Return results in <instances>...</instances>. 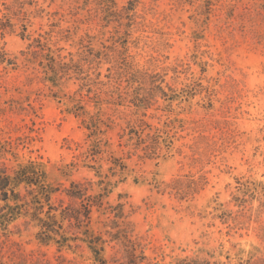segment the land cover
I'll return each instance as SVG.
<instances>
[{
    "label": "rangeland",
    "instance_id": "obj_1",
    "mask_svg": "<svg viewBox=\"0 0 264 264\" xmlns=\"http://www.w3.org/2000/svg\"><path fill=\"white\" fill-rule=\"evenodd\" d=\"M110 1L0 0V51L18 64H0V137L18 153L0 162L41 160L65 187L74 180L88 194L106 192L92 226L119 237L105 251L116 264L126 260L124 235L142 264H264V0ZM87 35L95 48L114 42L115 55L143 71L145 108L130 101L134 90L120 103L110 85L87 92L73 78L53 86L37 62L25 64L34 37L75 54ZM139 119L145 136L168 131L170 153L162 142L152 155L134 148L128 132ZM16 224L15 233L0 232L1 260L91 264L84 245L63 250L62 260L54 245L36 242L35 227Z\"/></svg>",
    "mask_w": 264,
    "mask_h": 264
},
{
    "label": "trees",
    "instance_id": "obj_2",
    "mask_svg": "<svg viewBox=\"0 0 264 264\" xmlns=\"http://www.w3.org/2000/svg\"><path fill=\"white\" fill-rule=\"evenodd\" d=\"M110 2L114 3L113 0ZM134 7V4L129 2V6L124 9L126 12H130ZM129 15L127 17L132 22L126 23L128 28L133 23L134 13ZM4 27L0 26V29ZM125 34L129 35L130 31L126 30ZM21 35L23 38L25 37L24 33ZM92 39L93 36L89 35H87L86 42L82 39L75 54L69 51L66 54H61L59 51L57 52L58 49L55 50L47 46L40 37H34L23 52L27 57L25 64L37 62L44 72L45 79L50 81L53 86L63 79L73 78L80 80L79 88H85L87 92H90L92 88L102 89L104 86L110 85L111 88L106 93L110 96L117 94L120 103L124 101L131 90H134L130 101L133 103L138 101L141 104L135 105H142L145 108L148 104L147 99L144 98L146 96H140L137 91L142 84L143 71L135 67L129 60V55H125L123 51L115 55L114 42L112 45L103 43L101 47L95 48ZM103 63H108L107 72L104 75L100 71ZM0 64H3L5 69L18 67L16 61L9 58L5 50L0 51ZM102 76L105 79H102ZM156 87L163 96H167L160 85ZM109 101L110 99H106V102ZM139 121L128 132L131 139H136L133 142L134 148L141 149L147 155H152L158 153L156 152L157 149H160L158 145L162 142L165 149L164 155L170 153L172 146L167 142L172 143V141L168 131L156 127L152 133L149 131L145 136V121L142 119ZM16 147L12 139L0 137V159L6 157V154H11L17 160ZM88 152L92 157L99 153L94 148H90ZM61 175H68L67 166H65V170L61 171ZM105 189L102 187L101 191ZM87 190L88 188L78 181L72 180L70 185L65 187L61 182L51 180L49 172L41 160L28 158L24 161H17L13 167H8L5 163L0 162V232L5 236L15 233L16 222L22 220L24 224L35 227L36 242L40 246L54 245L58 258L62 260L65 259L61 253L63 250L76 253L77 248L84 245L89 252L91 264H116L115 261H109L106 258L105 251L107 243L119 237L112 234L110 239H106L101 231L92 226L93 209L101 210L103 208V197L107 194L106 192L88 194ZM62 195L69 199L68 203H65ZM117 206L119 210L115 212V217L123 218L122 204ZM124 239L125 243L123 242V244L126 247L127 255L126 260L119 264H142L145 259L143 253H137V246L130 238L124 235ZM33 254V252L30 253V255ZM0 264H43V258L24 256L11 262L3 261L0 258ZM178 264L211 263L208 260L200 261L197 258H192L182 259ZM212 264L224 263L214 262Z\"/></svg>",
    "mask_w": 264,
    "mask_h": 264
}]
</instances>
